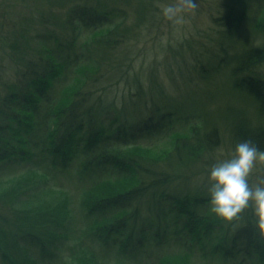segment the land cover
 Returning <instances> with one entry per match:
<instances>
[{"label": "trees", "instance_id": "16d2710c", "mask_svg": "<svg viewBox=\"0 0 264 264\" xmlns=\"http://www.w3.org/2000/svg\"><path fill=\"white\" fill-rule=\"evenodd\" d=\"M165 1L142 0L138 18L159 23L155 9ZM223 1L217 51L205 50L209 61L196 67L200 99L166 91L151 74H131L132 49L117 9L80 0L61 20L37 19L31 57L0 1L1 254H17L6 243L25 236L48 264L60 250L71 257L62 264H79L76 243L80 264H107L108 252L116 254L108 264H264L252 212L224 229L208 210V184L187 175H197L195 164L198 175L208 172L200 156L226 135L233 150L244 141L264 150V0H252L247 12L231 8L241 0ZM220 80L222 99L204 93ZM172 138L161 159L136 151ZM71 179L86 224L78 237L86 234L96 248L69 242L76 235ZM18 254L20 264L39 263L23 244Z\"/></svg>", "mask_w": 264, "mask_h": 264}, {"label": "rangeland", "instance_id": "374dc122", "mask_svg": "<svg viewBox=\"0 0 264 264\" xmlns=\"http://www.w3.org/2000/svg\"><path fill=\"white\" fill-rule=\"evenodd\" d=\"M3 5L8 4L9 9L5 8L7 11L8 17L13 20V34L21 37L22 41L19 43V46L23 49L24 54L33 57L36 52L34 51V43L31 40V35L34 32L37 26V19L39 18H55L62 19L65 16V12L68 7L80 0H0ZM100 3L102 9H117L119 13V18L123 15L121 25L127 31L128 34V46L132 49V55L130 57L131 64L134 67L132 75L136 72L142 71L143 76L149 80H157L162 87L174 94H193L195 97L202 98L204 95L200 93L201 88V79L197 75V64H207L209 61L207 52L213 54L216 52V41L218 38L219 25H221L223 14L225 13V5L223 0H196L199 4L198 9L196 10L195 15L189 17V22L183 25L178 31L172 25L171 22L167 21L162 15V9L165 5L171 3V0H166L164 3L157 4V20L159 23L153 22L154 25L149 26V22H141L142 19L138 18V13L141 12L140 3L142 0H97ZM255 3L252 0H241L236 3L231 4L232 10H244L250 11L253 8ZM122 12V13H121ZM174 47V49H173ZM181 47V50L178 48ZM177 50V51H176ZM207 50V52H205ZM131 52V51H130ZM179 52V53H177ZM176 53L178 55H176ZM264 73V72H263ZM187 75L190 77L188 78ZM185 80V81H184ZM183 81V82H182ZM188 81V82H186ZM190 81V82H189ZM224 82L225 80H220L219 85H210L208 92L204 91L208 96L211 95L213 98H221L224 93ZM147 86V85H146ZM155 86V85H154ZM175 86L180 87L179 92ZM123 86L120 88L122 89ZM211 107V106H210ZM212 108V107H211ZM213 109V108H212ZM220 117V113H216ZM226 133V132H225ZM173 138L166 143H163L159 146L153 147H137L136 151L138 154L143 155L144 157H150L153 159H161L163 155L169 150H166L169 145H172ZM231 144L227 141V135L222 138L219 146L215 148L211 153L204 152L201 154L200 159L203 161V166L208 165V172L206 169L201 168V174L198 175V170L196 164L193 165L194 171L196 170L197 175L191 174L192 171L187 172L189 178H196V183H207L209 170L211 167L226 158L228 154L233 150ZM141 147V148H140ZM212 161L211 167L209 168V161ZM210 161V162H211ZM197 163V161H195ZM201 166V167H203ZM264 179V165H258L254 170L252 175L249 178L251 184L257 183L258 180ZM68 186H66L69 194L72 195V213L74 220L71 224L73 225L70 230H76L75 238L69 239V242L78 240L86 242L87 248L92 249L96 248L97 244L87 235L84 237H78L79 230L85 229L86 224L80 213L81 206H78L79 200L77 199V190L76 186L73 183V180H69ZM120 189L124 186H119ZM2 187H0L1 190ZM209 188V187H208ZM2 192V191H1ZM107 195H112V191L106 189ZM3 194V192L1 193ZM209 196L208 190L207 194ZM5 197V196H4ZM6 198V197H5ZM7 199H4L3 203H6ZM4 206L0 203V209ZM243 214L241 215V217ZM42 217V216H41ZM39 217V218H41ZM214 218H217L213 214ZM219 219V218H218ZM220 220V219H219ZM225 223L221 220L223 228L226 229L227 226L234 224ZM95 227H92V231ZM5 232H8V229H3ZM29 230V229H28ZM31 231V230H30ZM26 229L20 231V235L26 234ZM78 237V238H77ZM44 242L51 241V238L43 240ZM30 238L21 237L20 240L16 237V240L12 241L13 245L6 243L7 246H10L17 253H12L8 250L4 251L3 254L8 257V259L15 261V263L20 264V254H18L21 249V244L27 247L29 253L34 255V261L36 260L39 263L36 264H48L47 262H42L39 259V250L38 247H34L31 244ZM19 243V244H18ZM61 243V242H58ZM67 241L64 244V247H67ZM70 243V244H71ZM19 246H16V245ZM82 245V244H81ZM55 249L54 247H51ZM98 249V248H97ZM80 246L76 243V250L74 251L72 257L73 260L80 264L79 252ZM3 251V249H2ZM56 252V251H54ZM56 257L52 259L56 264H62L63 259L70 260L67 250H60L56 252ZM0 251V264H5L2 259ZM72 254V253H69ZM17 255V258H16ZM41 256V255H40ZM108 257L111 259L104 260L107 264L114 260L116 254L108 252ZM56 260V261H55ZM201 259H196V262L193 264H202ZM206 263V262H205ZM208 264H219L208 263Z\"/></svg>", "mask_w": 264, "mask_h": 264}, {"label": "clouds", "instance_id": "9594fccd", "mask_svg": "<svg viewBox=\"0 0 264 264\" xmlns=\"http://www.w3.org/2000/svg\"><path fill=\"white\" fill-rule=\"evenodd\" d=\"M196 0H172L162 9L163 17L177 31L195 15ZM264 165V150L251 141L238 143L228 158L215 163L209 170V212L225 223L240 219L250 210L255 218V234L264 239V179L249 182L253 170Z\"/></svg>", "mask_w": 264, "mask_h": 264}, {"label": "bare ground", "instance_id": "6f19581e", "mask_svg": "<svg viewBox=\"0 0 264 264\" xmlns=\"http://www.w3.org/2000/svg\"><path fill=\"white\" fill-rule=\"evenodd\" d=\"M192 121H193V120H192ZM192 121H191V122H192ZM194 123H195V124H197V123H198V121H197V120H195V121H194ZM183 130H185V127H183ZM227 141H228V142H230V139H229V138H227ZM253 184H255V183H253Z\"/></svg>", "mask_w": 264, "mask_h": 264}]
</instances>
